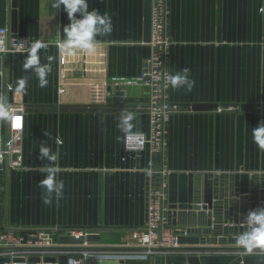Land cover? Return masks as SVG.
<instances>
[{
  "label": "crops",
  "instance_id": "obj_1",
  "mask_svg": "<svg viewBox=\"0 0 264 264\" xmlns=\"http://www.w3.org/2000/svg\"><path fill=\"white\" fill-rule=\"evenodd\" d=\"M53 3L16 0L12 32L32 45L44 44L39 56L42 65H51L47 86L40 87L36 73L23 68L31 48L12 53L1 62V97L6 98L12 112L21 115L22 133L21 166L8 168L3 176L2 221L6 229L22 236L43 229L59 240L71 230L98 231L99 240L86 243L88 246L135 247L132 232L145 225L148 196L160 189L162 174L234 175L237 106L264 104V0H165L167 77L187 68L195 86L189 92L167 83L165 103L179 108L164 122L163 153H152L148 147L132 152L126 147L127 133L148 134L146 88L128 89L121 101L108 97L96 102L89 87L91 82L111 76L140 74L152 52L149 41L143 40L145 0H89V10L95 8L112 19V31L96 37V51L91 55L81 50L70 55L60 49L62 28L69 21L63 6L54 9ZM21 78L27 79L25 91L19 90ZM60 88L65 89L63 94ZM192 105L213 107L197 111ZM126 113H132L134 119L131 128L122 131L120 119ZM262 121L264 111L244 113L240 173L248 176L264 175V153L252 140V129ZM6 123L1 121L3 138ZM41 145L57 154L53 165L39 159ZM48 166L59 169L64 190L62 196L45 205L38 182ZM221 189L226 199L220 206L221 236L216 237L239 238V233L235 236L225 230L246 228L236 212L230 215L228 202L233 198L227 196L234 190L233 179L228 177ZM193 246L240 247L228 243L189 245ZM119 255L85 264H118L129 257ZM246 255L260 259L264 252ZM147 264L153 261L149 259Z\"/></svg>",
  "mask_w": 264,
  "mask_h": 264
},
{
  "label": "water",
  "instance_id": "obj_2",
  "mask_svg": "<svg viewBox=\"0 0 264 264\" xmlns=\"http://www.w3.org/2000/svg\"><path fill=\"white\" fill-rule=\"evenodd\" d=\"M15 8L16 0H0V28L9 26L10 32H15ZM150 9L151 0H145V33L143 40L148 42L150 39ZM10 23L7 25V23ZM179 107V105H176ZM234 107L237 105H233ZM229 106V107H233ZM212 105H192V110H212ZM239 113L236 116V134H235V168L234 175L212 174H186V173H167L160 178V192L162 184L166 183L165 196L161 199V209L166 200L165 211L162 212L169 226H174V235L178 246L174 247H156L151 249L157 252L150 260L153 264H264V257L260 259H251L246 255L243 247H189V245L200 244H237L239 238L230 237L229 239H217L220 235V206L222 199L226 196L224 182L228 177L233 179V192L227 198H233L228 203L230 215L233 211L238 214L240 224H245L246 211L264 208V175L252 174L248 176L242 172L243 164V141H244V113L254 111H264V104H242L238 105ZM6 168L0 169V230L6 229L4 219L2 221V186L3 176ZM230 200V199H229ZM148 202V201H147ZM230 205V206H229ZM147 208V207H146ZM229 223H232L230 221ZM227 223L225 222V225ZM231 231L235 236L246 230L245 227H234L225 229ZM68 232V231H67ZM79 237L65 235L59 237V241L64 245L54 246L45 249L39 248H18V247H0V250H47L50 252H72V251H127L142 252L145 248L141 247H91L77 246L74 243H89L99 240L98 231H80ZM221 236V235H220ZM183 245L184 247H179ZM187 245V246H185ZM236 253V254H217L207 256L204 253ZM253 252H264V250L254 249ZM201 253V254H199ZM13 262H23V259L13 258ZM148 261V260H147ZM147 261L125 258L118 260V264H147ZM9 262V259H0V264ZM54 263L68 264L66 254L58 257L46 256L40 260L38 257L27 259L28 264L35 263Z\"/></svg>",
  "mask_w": 264,
  "mask_h": 264
},
{
  "label": "built area",
  "instance_id": "obj_3",
  "mask_svg": "<svg viewBox=\"0 0 264 264\" xmlns=\"http://www.w3.org/2000/svg\"><path fill=\"white\" fill-rule=\"evenodd\" d=\"M167 8L165 0H151L150 9V39L149 44L152 48L150 56L144 61L140 74L135 77L111 76L103 81H93L90 83V91L96 102H103L108 97L122 100L125 98L127 90L133 87H143L147 89L148 97V116L149 130L144 135L137 132H129L126 135V147L128 151L140 152L148 147L152 153H163L164 150V122L168 115L178 110L176 105L165 103V88L167 86V73L165 71V62L169 40L165 33V18ZM32 42L26 38L18 37L12 34L8 27L0 28V78L1 62L4 57L12 53H22L28 51ZM10 90V87H7ZM64 88H60L59 93L63 94ZM1 97V87H0ZM21 115L12 112L10 119L6 123V136L1 134L0 120V169L19 168L22 163V133L20 126L14 127V123ZM166 183L162 184L163 192L153 190L149 193L147 202V221L145 225L132 232V245L145 248L142 252H129L128 255L108 254L97 251H72L57 252L47 250H0V259H9V262L3 264H28L27 259L38 257L40 260L46 256L66 254L68 264H85L89 260H97L106 257L129 256L136 260L147 261L157 254L151 249L156 247H174L176 236L174 235V226H169L161 209V199L165 196ZM69 235L79 237L82 232L71 230ZM64 245L57 240L53 234L46 230H37L22 236L13 231L0 232V247H18V248H39L45 249L54 246ZM77 246H88L86 243H74ZM13 258L23 259V262H13ZM125 259V258H123ZM35 264H57L54 263H35Z\"/></svg>",
  "mask_w": 264,
  "mask_h": 264
},
{
  "label": "clouds",
  "instance_id": "obj_4",
  "mask_svg": "<svg viewBox=\"0 0 264 264\" xmlns=\"http://www.w3.org/2000/svg\"><path fill=\"white\" fill-rule=\"evenodd\" d=\"M63 10L67 14L69 23L63 26V39L59 42L62 51L70 55H75L78 50L86 51L89 55L96 51V37L112 31V19L108 14L101 15L93 8L89 10V0H54L52 7ZM59 30V29H58ZM44 47L41 42H36L31 46L23 68L25 71L33 70L39 81L40 87H46L47 75L51 71V65H42L39 50ZM167 83L173 89L185 88L191 91L195 86V81L189 77V69L184 68L176 74L168 75ZM19 90L25 91L27 79L21 78L18 82ZM12 115L11 105L6 98L0 97V120L7 121ZM134 119L132 113H126L120 119L119 127L122 131L131 128V121ZM20 126V117H17L14 127ZM252 140L256 146L264 153V121L258 123L252 129ZM59 142V141H58ZM39 159L47 160L50 165L57 161L58 156L49 147L41 145L39 147ZM45 177L38 182L42 189V202L50 205L53 198H59L63 194L64 181L58 178L59 169L55 166L44 168ZM246 230L242 232L237 240V244L243 247L247 253L254 249L264 250V208L249 211L245 216Z\"/></svg>",
  "mask_w": 264,
  "mask_h": 264
}]
</instances>
